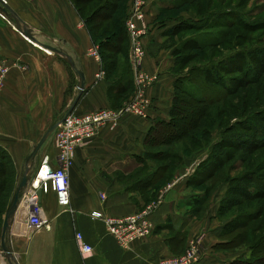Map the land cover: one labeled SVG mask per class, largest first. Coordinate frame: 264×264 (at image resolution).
Returning a JSON list of instances; mask_svg holds the SVG:
<instances>
[{
  "label": "crops",
  "instance_id": "crops-1",
  "mask_svg": "<svg viewBox=\"0 0 264 264\" xmlns=\"http://www.w3.org/2000/svg\"><path fill=\"white\" fill-rule=\"evenodd\" d=\"M2 1L8 11L3 14L0 10V62L6 63L9 70L0 93V146L7 152L19 179L26 171L34 146L53 124L68 112L118 109L133 96L135 83L133 71L132 76L128 72V35V47L123 45L118 52L107 49L104 53L107 58L116 59V65L107 71L100 46L72 0ZM130 1L125 6L126 14ZM157 2L149 0L147 19L151 30L144 40L147 55L142 62L148 73L159 76L148 89L152 99L148 116L125 115L109 121L89 144L76 149L69 171L71 208L58 204L51 187L41 195L49 229L27 235L21 224L12 226L10 220L12 229L6 238L20 264H159L164 257L182 253L195 237H201L204 244L203 254L195 264L228 263L215 247L223 241L220 233L225 220L218 216V211L228 185L220 186L219 194L217 190L213 192L209 206L204 207V189L188 181L207 157L197 162L187 159L186 166L159 189L142 185L155 165L146 155L145 138L157 120L170 118L176 79L173 48L163 46L169 25L154 23ZM95 47L99 59L91 52ZM77 70L84 76L82 92L77 87ZM130 80L133 86L125 91ZM56 152L50 135L34 163L38 166L46 154L54 158ZM144 165L150 169L143 172ZM152 197L161 199L152 216L153 231L134 241L130 249L121 248L105 223L91 216L93 212L126 215L141 209ZM19 213L16 215L20 216ZM77 231L93 246L91 254L84 256L80 252Z\"/></svg>",
  "mask_w": 264,
  "mask_h": 264
},
{
  "label": "trees",
  "instance_id": "trees-1",
  "mask_svg": "<svg viewBox=\"0 0 264 264\" xmlns=\"http://www.w3.org/2000/svg\"><path fill=\"white\" fill-rule=\"evenodd\" d=\"M72 1L86 20L96 44L100 46L102 60L106 65V69L110 71V68L116 65V59L113 56H108L107 58L104 53L107 49H111L114 52L120 51L127 40L126 13L123 17H120V21L118 20L120 22L118 27L111 25V22L116 20V12L121 8L120 0H101L86 15H84L82 6H87L95 0ZM196 1H207L210 3L212 0H187L184 2L194 4ZM226 11L216 15L213 20H210L209 16L207 17V14L204 13L196 17V20L187 21L180 19V23H177L184 24L182 30L189 29L197 32L185 39L179 48V52L176 53L178 54L177 58L173 50L175 58L173 72L176 79L170 118L168 120H157L145 138L147 157L154 161H164L165 163L151 170L143 178L142 185L154 186L159 189L167 184L174 177L171 176L169 178L168 175L172 168L171 158L178 159L180 157V153L170 152H166V154L155 153L154 155V153H150V149H154L164 142L166 145L171 144L173 141H183L187 145L186 149H189L195 144L200 145L203 138L214 130L221 132V139L212 144V152L208 154L207 158L193 174L197 176V172H200L199 178L195 182H191V177H189L188 181L199 187L204 186L207 181L220 175L219 178L222 179V183L227 184L228 188L220 201L218 216L221 218L229 214V217L228 219L221 218L225 220L220 233V238L223 241L217 243L215 247L226 246V248H232L245 245L251 251L252 257L250 255V257L237 258L229 264H264V160L252 171L231 175L232 172L242 168L240 166L248 160L250 152L264 148V125L258 121V117L264 118V103H262L261 110H256L258 104H261V101L264 100V98L261 99L264 97V91L262 88L259 89V87H257L255 92H253V89H248L251 88L249 87L251 84L262 78H257L258 72L252 66L251 58H263L264 46H253L243 52L232 53V49L237 46V38H239L235 35L238 32H235L233 28L234 24H236V20L233 21V16L236 14L232 9ZM198 18L200 19L198 20ZM244 25L246 26L248 23H244ZM170 29H168V32ZM98 32L101 33L99 37L102 39L96 38ZM179 33L180 31L175 32V34ZM243 36L246 38L245 35ZM221 45L230 46L228 53H231L226 55V57L223 56L219 61H211L210 65L192 67L185 74L176 73L177 62L187 63L194 56L193 53H185V51L191 50L188 48L200 50L207 47L216 48ZM182 46L185 51L181 49L183 48ZM243 55L248 61L245 62L244 66L240 65L241 68L237 70L238 72L243 71V76L227 78L224 72L231 73V70L238 64L237 58ZM127 65L128 72L132 76L128 59ZM206 71L207 73H205ZM194 72L197 73V78L205 79L206 75L210 76L211 81L209 79L207 81L197 79L196 81L195 77H193ZM210 82L223 88L220 91L217 90L215 96H211L208 93V90L215 91V87ZM131 85L133 86L132 80L124 87V90H128ZM236 102L239 103V106H237ZM237 113L242 117L239 118V115H236ZM230 118H234L235 125L227 128H225L226 126L223 127V122ZM161 132H165L168 137H164L162 141H154L155 135L159 136ZM225 134L227 135L222 137ZM228 140L233 145L229 147L239 150L241 152L240 155L227 153V146L224 143ZM6 160L11 164L7 152L0 146V169ZM232 160L233 162L229 164ZM146 170H148L147 165H144L143 172ZM176 172L177 170L173 171L172 174L175 175ZM204 191L206 196L210 194L208 192L210 191L209 187H205ZM3 193L0 188V217L4 211V203L2 205L1 201L4 200L2 198ZM206 196L203 202L206 200ZM152 200H155V198L152 197ZM247 201L258 202L251 206V203L248 204ZM244 204L246 207H242ZM8 208L9 206H6L5 212ZM3 221L0 225L4 223Z\"/></svg>",
  "mask_w": 264,
  "mask_h": 264
},
{
  "label": "built area",
  "instance_id": "built-area-1",
  "mask_svg": "<svg viewBox=\"0 0 264 264\" xmlns=\"http://www.w3.org/2000/svg\"><path fill=\"white\" fill-rule=\"evenodd\" d=\"M148 4L149 0H131L125 21L130 42V65L135 83V92L131 99L118 109L106 108L85 114L68 112L51 134L57 149L55 157L46 154L32 175L33 164H27L29 180L22 188L23 195L18 199L13 218L16 213L20 212L26 218L25 229L29 234L42 228H50L41 202L42 193L49 187L56 193L60 206L65 209L71 208L69 171L77 148L89 144L96 137L99 129L109 121L120 120L125 115L148 116V110L152 105L148 89L159 80L158 74L148 73L142 65L147 55L144 40L151 30L147 19ZM91 52L99 59L97 47ZM8 70L9 66L0 62V93L3 90L4 77ZM160 203L161 199L157 198L145 204L141 209L126 215H104L100 212H93L91 216L105 223L108 232L121 248L130 249L134 241L152 233L154 228L152 216ZM75 237L82 255L86 256L93 252V246L85 241L80 231L76 232ZM203 246V239L195 237L189 241L182 253L164 257L159 264H195L203 254ZM0 257L6 262L3 250L0 251Z\"/></svg>",
  "mask_w": 264,
  "mask_h": 264
},
{
  "label": "rangeland",
  "instance_id": "rangeland-1",
  "mask_svg": "<svg viewBox=\"0 0 264 264\" xmlns=\"http://www.w3.org/2000/svg\"><path fill=\"white\" fill-rule=\"evenodd\" d=\"M159 1L160 0H158V2ZM184 1H187V0H175V2L174 0H161L160 3L157 2L159 7H158V10H156L155 12L157 14H156V19L154 20V23L156 24L160 23L161 26L169 25V28H167L164 32V34H167L168 36L165 40L166 42L163 43L164 44L163 46L173 48V50L175 51L176 58L178 55L176 53L179 52V48L182 45V43H184L185 39L191 37L192 34L197 32L195 30H189V29L182 30L184 28V24H177V23H180L179 21L180 19L192 21V20H196L197 19L196 17H198L200 14L203 15L204 13H206L207 14L206 16L207 17L209 16L210 20H213V18L216 15L223 13V11H226V10L228 11V9H232V11H234V13L236 14L235 16H233L234 18L232 17L233 21L236 20V24H234L233 28L235 32L236 31L238 32L237 34L235 33V35L239 37L237 38V41H238L237 46H235V48L232 49V53H235L237 51L243 52L249 48H252L253 46H264V0H212L210 3H208L207 1L205 2L196 1L194 4H189L188 2L186 3ZM100 2L101 0H95L94 2L90 3L87 6L83 5L82 7H83L84 15L88 14L90 9L95 7ZM128 2L129 0H120L119 3H120L121 8L116 12V20L111 22V25L113 27H118V25H120V22H118V20L120 21V17H123L125 15V11H126L125 6L128 4ZM177 3H181V4L178 5ZM85 7L87 8L84 9ZM199 19L200 18H198V20ZM244 23H248V25L245 26ZM250 24H253L256 26H251ZM168 29H170L169 32H168ZM176 31H180V33L175 34ZM243 35H245L246 38ZM96 36H97L96 38L102 39L101 37H99L101 36L100 32H98ZM125 46L128 47L127 44H125ZM229 48H230L229 45H221V46H217L216 48L207 47L206 49H200V50L188 48L191 50L185 51V48L183 47L181 49H184L185 53L187 52L193 53L194 56L187 63L177 62L175 71L177 74H185L190 70V68L195 67L197 65H210L211 61H219V59H221L223 56L226 57V55L230 54L231 52L228 53ZM237 60H238V64L233 69L231 68L232 69L231 73L224 72L227 78L231 76L232 78H235L236 76L238 77L243 76V71L238 72L237 70L241 68L240 65L244 66L245 62L248 60L245 57V55L237 58ZM251 64L253 67H255V69L258 72L257 78H261V77L262 78L260 80L255 81L253 84H251L249 86L251 88H248V89H253V92H255V90H257V87H259V89L262 88V90L264 91V57L263 58L252 57ZM205 73H207V71ZM193 77H195L196 81L197 79H200L201 81H207L208 79L210 80L211 78L210 76H207V75L205 79L197 78L196 72L193 73ZM210 84L213 87H215L214 92L208 90V93L211 96L213 95L215 96L217 90L220 91L221 89H223L216 85H213V83L211 82ZM263 98L264 97H262L261 99ZM262 103H264V100L261 101V104H258L256 110L262 109ZM236 104L237 106H239L238 102H236ZM236 115H239V118L242 117L239 113H237ZM263 120L264 118L258 117V121L262 123V125H264ZM222 125L223 127L226 126L225 128L230 127L231 125H235V120L234 118L227 119L223 122ZM220 133L221 132L214 130L212 133L207 134L205 138H203V140L200 142V145L195 144L193 145L192 148L189 147V149H186L187 145L184 144L183 141H173V143L171 144L166 145L164 142L161 145L157 146L156 148L150 149V153L151 154L154 153V155L155 153L166 154V152L180 153V157L178 159L171 158L172 168L168 174L169 178H171V176H174L172 174L173 171H176V170L180 171L182 167L186 166L187 159L193 162L195 161L197 162L198 160L201 161L205 159L208 156V154L212 152V144L215 142H218L221 139ZM226 135L227 134L222 135V137H225ZM155 137L156 138L153 139L154 141L155 140L162 141L164 137L166 138L168 136H166L165 132H161L159 136L155 135ZM224 144L225 146H227V149H226L227 153H233L235 155L236 154L240 155L241 152L239 150L229 147L232 145L229 140L225 142ZM263 160H264V148L252 151L248 155V160L240 166L242 168H239V170L232 172L231 175L234 176V175L242 174L246 171H252L258 165H260V163L263 162ZM232 162L233 160L230 161L229 164H231ZM4 163L5 164H3L2 168L0 169V186H1L0 188H1V191L4 192L3 197H2L4 198V200H1L2 205L4 203L3 205L4 211L1 214L0 223L2 222V220L5 219V215L7 211L11 208L13 201H14V197L22 181L21 177L17 179L19 176L17 177V173L14 167L11 164H9L7 160ZM162 163H165V162L155 160L154 161L155 165H153L152 168L154 169L155 167H158ZM36 167H37V164L33 163L31 167V175L35 171ZM147 168L150 169V166L147 165ZM196 171L197 169L194 171V173ZM193 174L189 175L191 177L190 178L191 182H195L201 175L200 172H197L196 174L197 176ZM219 177L216 176L210 181H207V182L205 181L206 183L204 184V186L198 187L199 189H204L205 187L210 188V191H208L210 194L206 196L207 197L206 202H205L206 205L204 207H206L207 205L209 206V203L211 200V194L213 192L217 190L216 194H219L220 186L223 188V186L227 185L225 183H222V179H220ZM22 195H23V191L21 189L19 192V198ZM149 202L151 201H148V203ZM247 202L248 204L251 203V206H253L258 201H253V202L247 201ZM6 206H9V208L5 212ZM242 207H246L245 204ZM19 215L22 216V214L20 213ZM228 217H229V214L222 216L221 218L228 219ZM13 220L14 218L12 219V222ZM3 224L4 223L0 225V231L3 229ZM15 224H16V221H15ZM6 241H7V244L11 246V244L8 241V238H6ZM1 250H2V245H0V251ZM11 250L13 251L12 246H11ZM216 250H217L216 252L223 253V255L225 256L224 259L228 261L227 264L235 261L237 258L244 257V255H246L247 257H250L251 255L252 257L251 251L245 245L232 247V248H226V246H220V247H217ZM235 255H237V257L233 258ZM17 258H18V255H17ZM1 260L3 259L0 257V261ZM5 260L7 264H14L13 261H10L6 258Z\"/></svg>",
  "mask_w": 264,
  "mask_h": 264
},
{
  "label": "water",
  "instance_id": "water-1",
  "mask_svg": "<svg viewBox=\"0 0 264 264\" xmlns=\"http://www.w3.org/2000/svg\"><path fill=\"white\" fill-rule=\"evenodd\" d=\"M0 2L2 3V5H0V10L2 12H7L8 11V7L6 6V4L4 3V1L0 0ZM21 30L24 33H28L27 29H23L21 28ZM68 61L72 64L73 67H75V63L74 61L68 57ZM79 75H80V80L79 83L77 85L79 92H82L84 89V76L83 73L80 70H77ZM63 119V118H62ZM62 119H60L59 121H57L55 124H53L47 131L46 133L43 135V137L40 139V141L34 146L31 154L28 157L27 160V164H33L35 158L37 157V155L40 152V149L42 147V145L46 142V140L48 139V137L53 133V131L58 127V125L61 123ZM29 180V167L27 165L26 171L22 177V181L19 185V189L14 197V201L13 204L11 206V208L7 211L6 215H5V219H4V224H3V230H2V250L4 252V256L6 259L13 261L14 264H20L19 261L17 260L14 252L11 250V246L7 244L6 241V233L10 228V220H12L13 215L15 213L16 207H17V203H18V199H19V192L20 190L26 186V184L28 183ZM40 195H41V191H39Z\"/></svg>",
  "mask_w": 264,
  "mask_h": 264
},
{
  "label": "bare ground",
  "instance_id": "bare-ground-1",
  "mask_svg": "<svg viewBox=\"0 0 264 264\" xmlns=\"http://www.w3.org/2000/svg\"><path fill=\"white\" fill-rule=\"evenodd\" d=\"M15 221H16V223H19V224H21L20 226L23 228L22 230H24L25 228H26V218L22 215V216H15V218H14V220H13V222H12V226L14 225V223H15ZM25 231V230H24ZM26 234H27V231H26ZM14 254H15V252H14ZM15 256H16V258H17V255L15 254ZM17 260H18V258H17ZM2 263H4V264H7L6 262H4V261H1V264Z\"/></svg>",
  "mask_w": 264,
  "mask_h": 264
}]
</instances>
